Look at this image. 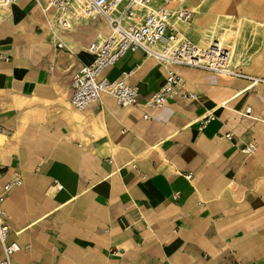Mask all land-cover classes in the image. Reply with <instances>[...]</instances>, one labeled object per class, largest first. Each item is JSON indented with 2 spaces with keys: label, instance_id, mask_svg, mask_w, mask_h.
<instances>
[{
  "label": "crops",
  "instance_id": "obj_1",
  "mask_svg": "<svg viewBox=\"0 0 264 264\" xmlns=\"http://www.w3.org/2000/svg\"><path fill=\"white\" fill-rule=\"evenodd\" d=\"M44 5L0 9V184L21 177L1 204L21 245L13 263L264 264V0H211L212 35L181 25L199 43L251 32L246 52L235 42V74L170 66L195 99L179 92L146 107L166 72L137 49L105 71L127 74L136 104L104 94L82 110L70 80L108 25L73 19L57 48ZM245 143L256 150L243 153Z\"/></svg>",
  "mask_w": 264,
  "mask_h": 264
},
{
  "label": "built area",
  "instance_id": "obj_2",
  "mask_svg": "<svg viewBox=\"0 0 264 264\" xmlns=\"http://www.w3.org/2000/svg\"><path fill=\"white\" fill-rule=\"evenodd\" d=\"M16 1L0 0V9L7 8ZM185 1L45 0L43 9L53 8L48 25L50 38L57 48L65 47L62 34L73 27L70 20L63 21L60 29L53 26V17L58 11L75 15L79 20L103 18L109 28L107 35L92 41L87 46L86 50L93 55V60L89 64H82L72 74L70 80L71 105L82 110L92 103L99 102L104 94L111 95L120 106L136 104L138 89L126 83L127 74L124 73L121 78L109 81L105 76V71L127 52H134L137 49H141L146 56L153 57L166 72L165 83L144 104L146 107H159L179 92L183 98H196V94L187 88L184 79L170 69V64L218 73L225 72L230 59L227 45H221L218 40H214L207 46H201L179 31L177 23L191 20L192 12L182 6ZM172 3L180 7L174 11L169 6ZM230 74H235V72ZM2 131L3 128L0 126V132ZM230 135L229 132L226 137ZM256 148L255 143H245L241 151L251 154ZM1 176L2 167L0 166V178ZM190 176V174H185L188 179ZM20 183L21 177L16 173L11 179L0 184V246L2 251L0 264H14L13 256L21 249L17 240L9 239L10 227L1 207L9 191ZM23 248L28 250L30 246L25 244Z\"/></svg>",
  "mask_w": 264,
  "mask_h": 264
},
{
  "label": "rangeland",
  "instance_id": "obj_3",
  "mask_svg": "<svg viewBox=\"0 0 264 264\" xmlns=\"http://www.w3.org/2000/svg\"><path fill=\"white\" fill-rule=\"evenodd\" d=\"M161 3V2H160ZM211 3V0H190L189 2H184L183 4H182V6H185L187 9H189L191 12H192V14H191V20H190V22H193V20H194V18H195V15H196V13L194 12L195 11V9L194 8H192L191 6H198L199 4H200V9H201V15H200V19L198 20L200 23H201V35L203 36V35H207V34H210L211 33V35H212V30L210 29V27L208 26V24L210 23V21L212 20V18L210 19L207 15H205L204 14V12L205 11H207V8H208V5ZM170 6V5H169ZM171 7V6H170ZM233 17H236L235 15H232V16H228V17H226L228 20H230V19H233ZM180 24H181V22H179ZM179 24V31L182 33V34H185V35H187L188 37H190V38H192L193 40H195L197 43H199V41H198V38H197V35H196V33L194 32V30H193V28L192 29H189L188 31H184V29H183V27L181 26ZM237 25H238V27H240L239 29H242L243 30V28L241 27V20L240 21H238L237 22ZM217 31V30H216ZM215 31V32H216ZM229 32V31H228ZM218 33V32H217ZM247 33H250L251 34V32H248V31H245L244 32V37L242 38V39H240V41H239V39H238V41L236 42V44L237 45H240V48H242L243 49V51L244 52H246V49H247ZM257 34V33H256ZM256 34H252V35H256ZM259 34H260V31H259ZM233 35H234V33H233ZM241 35H243V34H241L240 32H236V35H235V37H237V38H239ZM227 43L229 44V45H232L233 43H232V39L231 40H228L227 41ZM241 43H242V45H241ZM244 43V44H243ZM234 45V44H233ZM234 47H235V45H234ZM236 48V47H235ZM237 49V48H236ZM248 53V52H247ZM240 54H241V52H240Z\"/></svg>",
  "mask_w": 264,
  "mask_h": 264
},
{
  "label": "bare ground",
  "instance_id": "obj_4",
  "mask_svg": "<svg viewBox=\"0 0 264 264\" xmlns=\"http://www.w3.org/2000/svg\"><path fill=\"white\" fill-rule=\"evenodd\" d=\"M170 6H171V9L174 10V11L177 8L180 7V5L175 4V3L170 4ZM194 12L196 13V17L194 18V22L197 23L198 19H200L201 12L199 10H197V11L195 10ZM76 18L77 17H75V15H71V14H68V13H65V12H62V11H58L57 14H55L54 17H53V26L55 28H59L60 29L62 27L63 21H69L70 20L72 22L73 19H76ZM102 20H104V22L106 23L105 19L102 18ZM180 22H181V24L180 23H177V24L182 25L184 23H188V21H180ZM245 22L246 21H241V27L242 28H243V25L245 24ZM236 30H237V28H235V32H234V31H231V29H230L229 32L228 31H225L224 33H222L219 36H216V37L210 39L209 41H207L205 43H198V44L201 45V46H207L212 41L218 40L221 45L222 44L223 45H227L226 44L227 41L232 39V43L235 45V42H236L235 35H236V32H237ZM200 31H201V29H200ZM233 33H234V35H233ZM199 40L201 41V37L199 38ZM233 44L232 45H229V46L227 45L228 46V50L230 52V59H229V61L227 63V66H226L227 69L224 70L225 72H219L220 74H230V73H233V70L231 68V60H232V55L234 53V45ZM170 66H172V64H170L169 67ZM216 73H218V72H216Z\"/></svg>",
  "mask_w": 264,
  "mask_h": 264
}]
</instances>
